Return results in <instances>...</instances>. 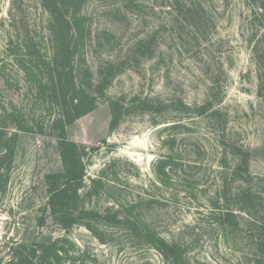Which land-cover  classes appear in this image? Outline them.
I'll return each instance as SVG.
<instances>
[{
    "label": "rangeland",
    "instance_id": "1",
    "mask_svg": "<svg viewBox=\"0 0 264 264\" xmlns=\"http://www.w3.org/2000/svg\"><path fill=\"white\" fill-rule=\"evenodd\" d=\"M0 264H264V0H0Z\"/></svg>",
    "mask_w": 264,
    "mask_h": 264
}]
</instances>
